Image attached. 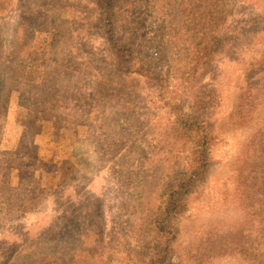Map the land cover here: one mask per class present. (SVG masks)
<instances>
[{
  "label": "rangeland",
  "instance_id": "obj_1",
  "mask_svg": "<svg viewBox=\"0 0 264 264\" xmlns=\"http://www.w3.org/2000/svg\"><path fill=\"white\" fill-rule=\"evenodd\" d=\"M123 2L118 24L133 29L136 67L159 69L161 89L121 86L91 0H0V61L9 58L1 76L11 69L8 76L28 87L45 77L64 86L62 74H46L50 68L45 60L55 55L56 73L66 69L85 91L110 86L100 95L115 102L107 109V120L99 110L93 112L90 125H77L70 139L61 135L43 145L42 137H35L39 147L25 161L31 165L22 167L7 154L17 148L23 130L16 119L17 93H11L8 109L0 113V264H142L145 246L155 239L165 241V236L153 237L150 221L168 165L159 161L164 159L161 152L154 159H141L137 136L146 124L152 130L163 125L154 124L151 110L165 102L207 119L216 139L214 164L190 191L168 264H191L189 250L202 234L235 231L245 221L234 192L235 176L256 121L238 119L236 105L241 88L264 74V0ZM54 26L59 36L53 40ZM51 41L64 50L51 54ZM210 47V63L197 65L192 57L201 51L205 55ZM73 66L80 69L73 71ZM139 93L138 99L146 98L149 107L136 99ZM33 117L45 121L48 112L35 109ZM69 152L71 179L56 187L57 177L38 166L36 158L59 161ZM148 155L153 157V152ZM220 264L246 263L223 259Z\"/></svg>",
  "mask_w": 264,
  "mask_h": 264
},
{
  "label": "trees",
  "instance_id": "obj_2",
  "mask_svg": "<svg viewBox=\"0 0 264 264\" xmlns=\"http://www.w3.org/2000/svg\"><path fill=\"white\" fill-rule=\"evenodd\" d=\"M91 1L96 4L100 28L103 30L102 34L111 57L112 70L115 75L121 77L117 76L119 82H122L121 86L130 85L132 91L140 89V86L152 89L151 91L161 89L164 79L159 69L147 64L136 67L138 41L132 39L133 31L130 30L133 29L130 27L127 30L121 29L118 24L120 5L124 0ZM54 28L55 32L51 36L53 40L59 36L58 27L54 26ZM55 42L47 43V48L51 47V54L64 50ZM213 50V47L206 48L205 55L202 51L197 52V56H193L192 60H195L197 65L205 67L212 60ZM8 59L4 58L0 61V69ZM54 61H57L55 55L45 60L46 68H50L46 74L51 76L62 74L64 86H56L54 82L50 84L51 79L45 77L38 85L28 87L29 85H25L20 78H14V75L12 78L8 76L11 69H5L6 75L0 74V80L5 76L4 82L0 83L1 114H4L10 105L11 93H17L16 119L23 125V130L17 148L7 154L18 158L22 167L31 165L30 162L25 161L34 151L36 153L39 147L35 144V137H42L40 139L43 145H50L57 136L61 135L70 139L77 125H90L93 112L99 110L98 115L107 120L109 113L107 109L114 107L111 106L114 101L107 99L106 95L104 97L100 95L103 91L106 93L110 86H104L98 92L85 91L79 86L77 79L71 78V73L66 69L56 73L52 69ZM64 65L59 66L63 68ZM78 69L80 68L73 66V71ZM126 79L132 84L126 83ZM12 81L13 85L10 86L9 83ZM95 81L99 84L101 80L98 78ZM42 82L47 83L42 84ZM250 86H253L252 89ZM140 93L136 95V99L149 107V104H145L146 98L138 99ZM128 102L134 104L137 101L129 99ZM96 103L99 104L93 110ZM127 105L129 104L126 103L125 107H128ZM122 108L123 106L120 108L121 111ZM35 109L48 112L45 121L33 117ZM115 109L119 113V109L117 107ZM236 110L238 119L244 122L256 121L255 130L245 143L241 164L239 169L237 167L238 172L235 176L234 192L240 197L238 205L244 211L245 221L237 225L235 231L215 230L214 232L213 230L202 234L199 242L189 250L191 264H220L223 259H238L246 264H264V74L254 84H247L241 88ZM151 113L156 117L154 124L163 125H155L152 130L146 124L145 129L138 134L137 140L141 149L139 156L141 159H154L161 152L164 159L161 156L159 161L168 165L166 174L161 176L165 187L156 194L154 216L150 221L153 237L165 236V241L156 239L150 241L142 252L145 257L141 263L168 264L180 230L178 223L188 211L190 191L207 176L214 164L212 151L216 139L213 126L207 119L199 117L196 113L184 111L182 107H178V104L165 102L162 107L157 106L155 110L152 109ZM100 121L101 119L97 120V123ZM124 130L125 128H122V131ZM180 143L182 145L179 146ZM155 149L158 151L156 152ZM151 152L153 157L148 155ZM71 156L73 153L69 152L62 160L49 162L36 158V164L53 178L57 177L56 187H60L62 179H71ZM182 162L186 165L185 168H177L180 163L183 167ZM252 220H256L258 224H254ZM98 249L103 248L99 246ZM186 255L188 256V251ZM41 264L46 263L42 261Z\"/></svg>",
  "mask_w": 264,
  "mask_h": 264
}]
</instances>
